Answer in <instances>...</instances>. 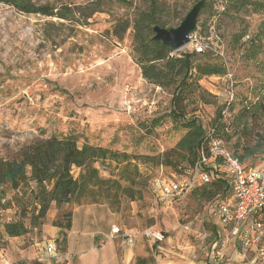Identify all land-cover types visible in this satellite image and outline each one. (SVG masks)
I'll return each mask as SVG.
<instances>
[{"label": "rangeland", "instance_id": "obj_1", "mask_svg": "<svg viewBox=\"0 0 264 264\" xmlns=\"http://www.w3.org/2000/svg\"><path fill=\"white\" fill-rule=\"evenodd\" d=\"M36 1L71 12L66 18L46 17L24 14L0 3V160L14 158L26 144L51 135H73L79 146L87 142L125 153L128 158L96 161L100 186L80 200L74 197L62 205L52 201L36 226L30 222L36 204L28 187L14 190L0 186L1 232L3 223L19 218L28 228L21 236L2 235L0 249L11 246L17 254L10 264H49L47 259H40L41 251L37 252L49 238L43 228L63 225L66 214L70 213L72 220L74 212V227L88 231L89 222L83 223V219L88 220L86 211L91 229L96 231L107 215L133 222L127 217L134 208V215L143 219L145 227L164 234L187 227L195 246L200 243L196 254L201 257L213 237L210 225L214 199L227 193L205 199L193 189L182 201L165 205L154 201L150 181L178 167L182 172L174 173L186 175L189 156L184 154L186 159H181L176 143L187 131L183 121L192 116L207 129L221 115L218 135L225 147L241 156L247 169L264 162V37L258 41L256 55L247 50L250 37L264 21V11H235L228 0H212L211 7L201 9L190 35L204 45L199 53L208 54V58L203 61L223 64L226 73L195 77L198 86L192 85L186 92L181 118L169 114L173 87L147 82L136 63L133 25L140 12L147 9L146 0ZM194 1L162 0L164 12L159 15L168 21L164 27L176 26ZM119 22L129 26L115 33ZM240 31L246 35L238 41L234 35ZM192 50L190 39L171 53ZM252 147L258 150L245 155V150ZM123 167L131 180L121 177ZM78 171L72 170L74 176ZM112 181H117L120 188ZM80 235L72 231L71 240ZM61 236L50 237L59 256L66 245V237ZM85 236L78 247L83 251L92 241ZM35 247L37 256L23 254ZM74 247L78 249L76 244Z\"/></svg>", "mask_w": 264, "mask_h": 264}, {"label": "trees", "instance_id": "obj_2", "mask_svg": "<svg viewBox=\"0 0 264 264\" xmlns=\"http://www.w3.org/2000/svg\"><path fill=\"white\" fill-rule=\"evenodd\" d=\"M121 1L125 2V0ZM146 1L148 3L147 9L140 12L139 18L133 25L136 63L140 68L141 76L147 82L160 87H173L169 114L184 118L185 98L189 87L198 86L196 79L201 76L225 74L226 68L221 63L203 61L208 58V54L197 53L194 50L179 55L172 54L167 45L154 40L152 27L154 25L164 27L168 21L161 19V15H159L160 12H164L162 0ZM228 1L235 11L244 8H250L256 12L264 11V0ZM0 3L7 4L24 14H39L46 17L66 18L71 12L69 9L57 8L50 3H38L36 0H0ZM207 6H212V0H205L202 10L206 9ZM88 14L90 15L91 11ZM128 26V23L119 22L114 29L115 33L125 31ZM245 35V31H240L234 37L239 41ZM262 37H264V21L258 25L255 34L250 37L247 50L251 55H256L258 41ZM220 117L221 115L217 116L216 122L210 126L214 128L215 135L218 137L221 125ZM182 126L187 131L176 143V149L180 151L181 159H186L184 154L189 156V170L198 159L200 149L203 146V133L206 129L193 116L185 119ZM256 150L258 147L249 148L245 150V155H252ZM119 156L122 157V160L128 158L125 153L119 154L108 148L87 142L79 146L73 135L63 137L51 135L48 138L26 144L19 149L14 158L0 160V186L7 185L14 190L22 186L28 187L36 204L35 211L30 215V222L31 225L36 226L42 222L52 201L57 205H62L69 203L74 197L80 200V198L92 193L95 186H100L102 179L98 175V167L94 165L96 161L102 163L107 159L116 160ZM237 157L241 161V156ZM168 163L176 168L173 160H169ZM74 168L79 169L77 176H74L72 172ZM182 170L178 167V170L174 172L180 173ZM210 174L211 179L208 183L193 190L205 199L227 192L226 181L220 176V172L211 171ZM121 177L131 180V176L127 175L126 167H123ZM30 183H33L34 186L30 187ZM112 183L117 189L120 188L117 181H112ZM1 199L0 197V206ZM2 226L0 242L2 235L8 237L21 236L28 230L21 218L5 222ZM58 227L62 239H65L66 231L71 227L70 213L66 214L64 224L59 223Z\"/></svg>", "mask_w": 264, "mask_h": 264}, {"label": "built area", "instance_id": "obj_3", "mask_svg": "<svg viewBox=\"0 0 264 264\" xmlns=\"http://www.w3.org/2000/svg\"><path fill=\"white\" fill-rule=\"evenodd\" d=\"M195 52H203L204 45L191 37ZM211 171L220 172L226 181L227 194L216 197L213 203V217L218 225L220 237L217 253L221 254L231 240L237 237L240 257L246 264H261L264 261V162L257 168L247 169L240 159L227 149L214 128L208 127L203 133V146L198 159L186 175L158 174L150 181L154 201H173L184 197L198 186L211 179ZM112 236L131 242L132 233H122L118 225L110 229ZM141 234L151 243H160L165 234L159 229L146 227ZM40 259L55 261L58 257L53 240L45 242Z\"/></svg>", "mask_w": 264, "mask_h": 264}, {"label": "crops", "instance_id": "obj_4", "mask_svg": "<svg viewBox=\"0 0 264 264\" xmlns=\"http://www.w3.org/2000/svg\"><path fill=\"white\" fill-rule=\"evenodd\" d=\"M183 198L173 201H161V203L172 205L182 201ZM84 215L88 216V220L83 219V223L89 222V230H78L79 227H74L73 212L71 227L66 235L65 250L60 252L62 253L60 256L58 254L55 261L48 260L47 263L50 261L49 264H246L240 257L236 236H231L230 242L222 249L221 254L217 253V242L220 232L214 217L210 225L213 237L205 246V254L200 257L196 254L200 243L195 246V243L189 238V234L193 235V233L187 227L173 231L170 235L165 234V239L162 242L154 244L142 236L141 231L144 229L145 224L142 218H136L134 208L131 211V215L127 217L133 222L125 221L123 217L117 215H107L103 226L96 231L91 229L90 215L86 211H84ZM114 222L117 224H114ZM113 225H118L122 233H132L134 235L133 240L126 242L122 241L120 236H112L110 229ZM43 230L45 235L49 237L45 242L55 241L51 238L60 234V228L57 226L45 227ZM72 231L81 234L75 237L73 241L71 240ZM85 235L90 236L92 241L87 250L83 251L78 247L82 240L86 238ZM45 242L42 247L37 249V252L42 251ZM75 244L77 245V250H75ZM76 251H78L77 254ZM37 252L35 247L34 251L23 252V254L34 256L39 253ZM13 255L17 254L13 252L11 246L7 247V249L1 248L0 264H10ZM73 256L76 258L74 259ZM261 264H264V261Z\"/></svg>", "mask_w": 264, "mask_h": 264}, {"label": "water", "instance_id": "obj_5", "mask_svg": "<svg viewBox=\"0 0 264 264\" xmlns=\"http://www.w3.org/2000/svg\"><path fill=\"white\" fill-rule=\"evenodd\" d=\"M205 4V0H196L176 26L152 27V38L165 44L171 51L178 50L190 41V34L194 30L199 13Z\"/></svg>", "mask_w": 264, "mask_h": 264}]
</instances>
